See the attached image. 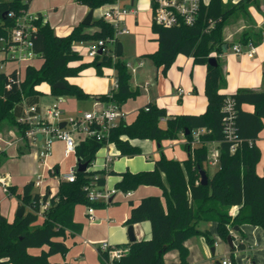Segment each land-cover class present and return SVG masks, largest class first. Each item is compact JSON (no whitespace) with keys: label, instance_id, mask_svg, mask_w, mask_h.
I'll return each instance as SVG.
<instances>
[{"label":"trees","instance_id":"16d2710c","mask_svg":"<svg viewBox=\"0 0 264 264\" xmlns=\"http://www.w3.org/2000/svg\"><path fill=\"white\" fill-rule=\"evenodd\" d=\"M31 1H0V38L8 37L16 24V18L29 9ZM250 1L253 0H240L237 5H224L222 0H209L207 5H201L198 19L192 27L164 28L151 25L152 33L157 36L158 50L144 57L151 60L156 68H161L162 73L165 74L180 55L192 58L195 65L206 66L205 113L199 116L169 117L164 108L147 104L138 110L131 123L121 120L113 127L107 140L99 142L91 137L80 142L75 150L77 165L86 164L87 169L83 173L76 172L74 183L60 181L53 196L48 188L42 195L35 192L33 181L26 183L21 192H18L17 186H10L9 196L18 201L19 207H25V213L20 218L15 217L12 222L0 215V264H52L49 261L51 256L67 254V235L78 234L82 229L74 222L75 208L78 205L89 206L86 188L90 186L102 189L107 176L116 174L112 170H92L99 149L110 145L120 157H133L141 151L133 144L135 141H174L181 134L186 140V160L167 159L161 155L154 162L153 170L137 173L125 171L120 174L121 180L115 185V190L123 194L136 191L140 186L157 187L162 191L163 201L156 196L142 199L137 206L131 208L125 223L130 226L149 222L151 239L119 246L127 247L129 252L112 262L108 260L106 253H102V263L99 264H166L163 256L171 250L179 253L178 264H188L185 241L202 236L209 245L213 244L209 232L198 229L201 222L214 223L217 236L225 243L228 236L235 240L234 229H238V245L231 250L230 259L231 264H237L234 252L245 250L244 235L240 228L251 225L264 231V167L262 176L256 172L261 159L256 140L263 129L264 71L262 90L240 89L233 94H221L225 77L220 55L224 54V46L229 48L223 31L233 10ZM75 2L91 10H99L112 3V0ZM11 11L15 17L6 16L3 19V15ZM37 27L34 51L38 59L42 60L41 66H27L23 76L17 72L6 75L0 71V128L5 121H10L16 126L17 133L22 132L17 119L22 116L25 107L38 106L42 93L36 88L42 83L50 86V93L54 96L68 95L77 99L90 97L79 86L68 81L87 70H92L97 77H103L107 70L116 72L118 89H112L110 97L108 94L100 95L92 97L94 100L122 106L140 95L138 89L131 87V72L120 58L103 53L85 61L83 55L74 48L80 43L112 38L113 28L103 19L92 21L90 27L96 28L93 33H87V27L79 24L67 35H57L41 17L37 21ZM262 36L261 30L249 29L243 31L239 43L258 46L262 42ZM210 58L216 59V67L209 65ZM57 83H62L65 88L53 89ZM227 99L234 102L237 145L234 153L230 152L232 143L225 141L223 136V108ZM244 105L253 106V113L245 111ZM163 119L166 120L164 128L160 127ZM197 130H205V133L200 135L198 145L196 143L193 146V132ZM210 143H216L219 150L218 169L211 177L207 170V145ZM24 153L25 149L19 151V155ZM52 169V176L57 175L58 167L54 166ZM200 170L205 171L208 177L206 185L200 183ZM47 202L42 224L38 225V213ZM103 206L101 203L93 204L94 208ZM234 208L236 209L232 215ZM43 247L46 250H41L37 255L29 253V249Z\"/></svg>","mask_w":264,"mask_h":264},{"label":"crops","instance_id":"0c3cea01","mask_svg":"<svg viewBox=\"0 0 264 264\" xmlns=\"http://www.w3.org/2000/svg\"><path fill=\"white\" fill-rule=\"evenodd\" d=\"M222 2L224 5H237L240 0H222ZM208 3L209 0H204L205 5H207ZM73 4L76 7L74 9V14L71 16L69 25H65V31L67 29V31L69 32L73 27L79 25L85 19L83 17L90 11L89 8L77 4L75 0L73 1ZM121 4L125 8H139L135 16H128L124 20V24L129 29L130 34L127 36H122L118 39V43H120L122 46L121 57L126 54L127 57L134 59L133 64L131 62H126V64L134 68L135 71L131 73L136 74L139 70L146 68L143 60H148V58L144 56L153 54L158 50L157 36L151 31L152 21L151 13L149 11L150 1L122 0ZM242 5H238V8H235V10H233V13L228 19V22L223 31L224 39L229 43L227 52L220 55L221 69L225 77V85L220 90V93L224 95L233 94L240 89H248L253 91H260L263 89L262 74L264 71V0H253L250 2L242 3ZM31 13L40 14L41 16H43L44 20L48 22L50 27L55 32V28L50 24L49 20L44 16L43 13L39 11ZM95 13L98 14L96 18H99V10H94L93 18H95ZM249 29L261 30L263 33L262 42L258 46H255V51L251 57L247 55V52L249 50L248 46H244L243 44L239 43V39L243 31ZM85 31L87 33H93L96 31V28L89 26ZM68 33L66 32V34L57 35H67ZM122 38H124V40H121ZM235 45H240L242 47L241 54L237 55L232 52V47ZM81 47H83V45ZM82 54L84 55V53ZM139 64L142 65L138 66ZM40 66H38L37 68H39ZM148 72L150 77L148 76L149 78L142 85L143 91L140 90V87L137 86L136 82L132 83V80L130 82L131 87L133 89H138L140 95L136 99H133L132 101L127 103V107L125 104L120 106L122 112L125 114V122L131 123L135 119L138 110L146 107V105L150 103L164 108L169 117L181 115L199 116L205 113L207 108V98L205 96L206 66L195 65L192 58L180 55L176 58L175 62L165 74L162 73L161 68H156L152 65H149ZM86 78L90 79V84L88 85L89 87L84 90L82 86V80ZM115 79L116 72L114 70L105 71V75L103 77H97L92 70H87L81 76L69 78L68 81L71 84L79 86L86 94L90 95V97H95L100 95H107L112 90L111 86L113 85ZM36 89L39 91L38 87ZM49 90H51L50 86ZM180 91H182V93H180ZM92 100L93 108L95 107V110L102 107V105L100 107H96L94 105L95 100L93 98ZM54 101L55 98L52 102H48L42 105L40 98L38 107L42 110L44 107L53 104ZM243 109L250 113H253L254 111V107L250 105H244ZM62 112L64 113L63 109ZM81 114L82 113H79L77 116H80ZM165 123V119L161 120L160 127L164 128ZM261 132L259 133L256 140V145L261 152L260 161H264V138L260 140ZM179 138L182 139L181 145L183 146V149L185 151L184 155L178 159H176V157L165 156L167 159H175L178 161H184L187 159L188 153L184 148L186 144L184 135L181 134ZM174 142L176 143L177 140H174ZM23 143H25V145L21 146V142H19L15 147L9 148V150L15 151L16 155L20 156L19 151L25 149L24 154H26L30 150V143ZM133 144L141 149L142 147L146 146L147 142L146 140L135 141L133 142ZM207 146L209 151L217 148L216 143H210V146L209 144ZM105 147L106 155L103 159V165L95 166L93 163L92 170H104L106 157H112V160L108 166V171L112 170L116 174L114 176H111V178H106L104 187L107 190H113L115 189V185L121 180V173H124L125 171H129L131 173L137 172L130 171L128 170V168L126 170H117L118 168L115 169L114 164L117 162L120 156L112 146L108 145ZM52 148L53 154L51 155L50 152L49 157L45 161L46 166L51 168L54 166L58 167V162L56 160V157H54V155H56V150L61 149L64 157V145L61 141L55 140L53 142ZM171 148H174V145H171ZM3 155L4 158L2 157L3 160H0V166L5 161L4 159H6V152H4ZM159 158L153 161V165L151 168L138 172L153 170L154 162L159 160ZM76 165L77 160L75 161L74 166ZM263 167L264 164L262 166L261 172H258L256 168V172L259 176H262L263 174ZM0 174L3 175L9 173L4 172L0 169ZM66 174H63L58 180V185L60 183L59 181H63V176ZM10 178L12 182V177L10 176ZM13 185L16 186L15 183H11V186ZM143 187H145L146 190V187L152 186ZM47 188L49 189V193L52 196L58 190V186L55 189H50L49 185L46 183L45 187L35 192H38L40 195H42ZM21 190L19 189L18 192H21ZM153 196L159 197L158 195L147 194L146 191H142L141 193H139L138 191H133L128 194L116 192L111 196L108 205H104L101 208H94L93 220H90L88 218L87 207H84L81 213L74 214V222L82 227L81 232L78 234L67 235L65 240V243L69 248L67 254L64 256H51L49 258L50 263H102V252L100 251L101 245L104 243H108L111 246L119 247L129 244L130 242L127 234V228L129 226L125 223L129 218L131 208L137 206L142 199ZM6 197L10 198L9 195L4 194L3 199H5ZM14 205L17 211L19 208V203L16 199L14 201ZM234 211L235 210H233V212ZM15 213H10L9 216H6L0 212V215L5 217L8 222H12L15 218ZM42 220L43 218H39L37 224L41 225ZM131 226L133 227V234L137 242L151 239V225L149 222H142ZM211 228L212 231L208 232L210 237L213 239L212 245H209L206 242L205 238L202 236H199L200 239L198 241L197 237H193L185 241L184 246L188 251L186 262L188 264H220L219 261L231 259V250L229 249L228 245H226V249H222L220 254L223 253V255L221 258H218V256L216 255V246L222 240L217 236L216 225L214 224V227ZM255 228H257L258 230L260 229L261 231H258L257 229H251L250 225H243L240 228L244 235L245 250L234 252V261L237 264H250L252 262L256 264H264V231L259 227ZM233 244L235 245V247L238 245L237 237H235V240H233ZM253 246H257L258 248H253ZM41 250H46V247H43L42 249H29V253L37 255L41 252ZM163 260L166 264H178L180 262V256L176 250H171L164 254Z\"/></svg>","mask_w":264,"mask_h":264},{"label":"built area","instance_id":"2783aa9c","mask_svg":"<svg viewBox=\"0 0 264 264\" xmlns=\"http://www.w3.org/2000/svg\"><path fill=\"white\" fill-rule=\"evenodd\" d=\"M0 1L10 2L14 0ZM121 1L122 0H112V3L99 9V18L103 19L113 28L114 34L112 38L95 41L94 44L89 45L84 55L87 60L94 59L99 55V51H101V54L109 53L113 58H116L115 54L118 39L130 34L129 29L124 24V20L128 16H135L139 8H125L122 6ZM149 1L152 24L164 28H179L182 26L192 27L198 19L201 5L204 4V0ZM7 16L9 18H14L15 14L11 11L8 12ZM40 17L46 22L40 14H32L29 10L22 12L21 15L16 18V24L10 30L8 37L0 38V71L7 63H12L15 67L10 73L17 72L18 75L22 76L21 69H25L32 61L38 58L34 51V39L38 30L37 21ZM82 45L83 44L80 43L74 47L78 53H81ZM247 46L249 48L247 55L251 57L255 51V46L252 43H249ZM232 52L237 55L241 54L242 47L240 45H235L232 47ZM141 65L142 64H139L138 66ZM127 68L130 72L135 71L130 65H127ZM112 89H118V82L116 79L113 82ZM180 93H182V91H180ZM110 95L111 94L108 93L109 97ZM62 104L63 100L61 98H55L53 104L44 107L42 110L37 105L25 107L22 116L17 119V123L21 126L22 132L20 134L12 133L10 139H5L0 133V153H4L7 149L15 147L19 142L30 144L39 143L41 145L39 158L42 161V168H47L50 174V171H53V169L46 166L45 161L50 155L55 140L63 143L64 157L68 158L71 155H75L76 146L86 138L92 137L99 142L107 140L111 129L125 118V114L122 112L119 105L115 103L104 104L95 100L94 105L96 107L102 105L101 108L82 113L80 116L68 120H63ZM223 112L225 115L223 121V136L225 141L232 143L230 152L234 153L237 145L235 144L234 102L231 99L226 100ZM62 122L65 123V127L60 129L59 125ZM203 133H205V130L193 132V145L199 143L200 135ZM111 160L112 157H106L104 165L105 170H108ZM207 164L212 167L216 166L218 169L219 150L217 148L209 151ZM76 170L77 165L64 175L62 180L68 183H74L76 180ZM44 179V175H40L37 181L33 183L34 189H42L45 187ZM10 181L11 178L9 174H0V190L5 195H9V187L11 186ZM86 189L87 200L89 202V206H87V215L90 220H93V204L102 203L108 205L111 196L117 191L115 189L107 190L105 187L97 189L90 186ZM47 207L48 202L41 207L38 213L40 218H44L43 211L46 210ZM235 209L236 208L233 210ZM233 214L234 212L232 211V215ZM100 251L106 253L108 260L112 262L126 255L129 249L127 247L111 246L108 243H104L101 245ZM220 264H231V261L223 260Z\"/></svg>","mask_w":264,"mask_h":264},{"label":"rangeland","instance_id":"374dc122","mask_svg":"<svg viewBox=\"0 0 264 264\" xmlns=\"http://www.w3.org/2000/svg\"><path fill=\"white\" fill-rule=\"evenodd\" d=\"M74 0H32L29 5V12H36L39 11L44 14V16L49 20L50 24L55 28L56 34H66L69 31H65L66 26L69 25L71 16L74 14V9L76 8L73 4ZM88 14V13H87ZM87 14L83 17L85 18ZM98 14L95 13L94 20L98 19L96 18ZM44 19V18H43ZM66 25V26H65ZM64 28V29H61ZM64 30V31H62ZM121 40H124L122 38ZM94 44V42H87L83 43V47H81V53H84L85 50L89 45ZM76 46V45H75ZM83 55V59L85 61H88L85 56ZM121 60L123 62H131L134 63V59L127 57L126 54L121 57ZM144 64L146 65V68L139 70L136 74L131 73V80L132 83L136 82L137 86L140 87V90L143 91L142 85L147 81V79L150 77L148 72L149 65L154 66L151 60L144 59ZM41 64L40 59H35L30 63L33 67H38ZM15 65L12 63H7L6 66H4L1 71L3 73H10ZM155 67V66H154ZM24 68L21 69V75H23ZM149 76V77H148ZM83 81V89L85 90L88 85L90 84V79L86 78ZM112 87V86H111ZM39 91L42 93L41 95V104H46L48 102H52L54 98H61L63 100L62 109L64 111L62 119L68 120L70 118L76 117L79 113H85V112H91L95 110V107L93 108V100L92 97H88L86 99H77L73 96L68 95H60V96H54L50 93L49 86L46 83H42L39 85ZM133 99L128 100L127 103L132 101ZM127 107V105H126ZM0 133L5 139H10L12 136V133L17 134V128L15 125H13L10 121H5L0 128ZM264 138V120H263V130L260 134V140ZM181 138L177 139V142L170 140L161 141L160 143H157L156 141L146 140L147 144L145 147L141 148V151L139 154L133 156V157H127L122 156L119 157L117 162L114 164V168L117 170H128L138 172L141 170H147L152 167L153 161L159 158L161 155L164 156H171L176 157V159L181 158L185 151L183 149V146L181 145ZM174 142V144H173ZM25 145V143L21 142V146ZM171 145H174V148H171ZM196 145V143L194 144ZM198 145V143H197ZM160 146V147H158ZM210 146V144H209ZM53 147V145H52ZM210 148V147H209ZM41 150V145L39 143L37 144H30V150L24 155L17 156L16 152L13 150H6V159L0 166L1 170L4 172H8L10 176L12 177V182L15 183L17 186V189L21 190L22 187L28 182V181H37L38 177L40 175H44V183L49 185L50 189H55L58 186V180L61 178L63 174L68 173L73 166L75 165L76 157L74 155H71L69 158H64L62 154V150H56L54 157H56V160L58 162V174L55 176H52V174L48 172L47 168H42L41 165V159L39 158V152ZM53 154V148H51V155ZM106 155V147H102L97 151L95 159L93 161L95 166H102L103 165V159ZM4 155L3 153H0V160H3ZM1 163V162H0ZM264 164V161H260L259 165L257 167L258 172H261L262 166ZM208 175L211 177L217 170V167L207 166ZM111 178V176H107ZM60 182V181H59ZM58 189V188H57ZM35 191H39V188H35ZM139 193L142 191H146L147 194L150 195H158L161 200L162 198V191L157 187H145L140 186L136 189ZM4 193L0 190V212L3 215L9 216L10 213H15L16 207L14 205L15 198L14 197H6L3 199ZM84 208L83 205L76 206V212L75 213H81L82 209ZM214 227V224L212 223H206L201 222L198 225V229L201 232L205 231H212V228ZM251 229H257L255 226H251ZM258 230V229H257ZM258 231H261L260 229ZM233 236L238 237L237 232H234ZM197 237V241L200 239L199 236ZM255 237V236H253ZM227 244L223 241L219 242L217 244V256L218 258H221L223 253H221L222 249H226ZM260 246V245H258ZM253 248H258L257 246H253ZM217 260V259H215ZM220 260V259H218ZM220 263L222 261H219Z\"/></svg>","mask_w":264,"mask_h":264},{"label":"water","instance_id":"95a60500","mask_svg":"<svg viewBox=\"0 0 264 264\" xmlns=\"http://www.w3.org/2000/svg\"><path fill=\"white\" fill-rule=\"evenodd\" d=\"M93 12L94 10H91L89 11V13L87 14V16L85 17V19L80 23L82 26H85V27H89L91 24H92V21L94 20L93 18ZM6 14L3 15V19H6ZM227 52V47L224 46L223 47V53L225 54ZM101 54V51H99V55ZM122 55V46L120 43L117 44L116 46V54H115V57L116 58H120ZM209 65L212 66V67H216L217 66V61L215 58H210L209 60ZM65 87L62 83H57L53 86V89L55 90H63ZM65 127V123L62 122L60 125H59V128L60 129H63ZM187 134V131L186 133ZM87 169V165L86 164H78L77 165V170L76 172L77 173H83L85 170ZM200 174V183L201 185H206L207 184V175L205 173V171L203 170H200L199 172ZM25 213V207L21 206L18 208V210L16 211L15 213V217L17 218H20L24 215ZM238 229L235 228L234 231L236 232ZM127 234H128V239H129V242L130 243H133L136 241L135 239V236L133 234V227L130 225L128 228H127ZM226 244L228 245L229 249L232 250L235 245L233 244V239L231 236H228L227 237V241H226Z\"/></svg>","mask_w":264,"mask_h":264}]
</instances>
